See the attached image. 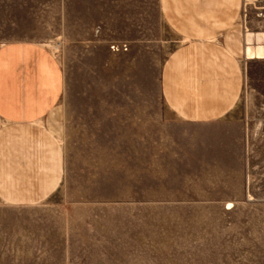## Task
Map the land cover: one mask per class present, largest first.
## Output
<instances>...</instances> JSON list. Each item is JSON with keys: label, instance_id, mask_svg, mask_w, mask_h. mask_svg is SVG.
I'll list each match as a JSON object with an SVG mask.
<instances>
[{"label": "rangeland", "instance_id": "1", "mask_svg": "<svg viewBox=\"0 0 264 264\" xmlns=\"http://www.w3.org/2000/svg\"><path fill=\"white\" fill-rule=\"evenodd\" d=\"M158 4L0 0V46L61 63L67 126L57 189L0 202V264H264V0L243 5L256 60L234 124L171 123L159 81L178 43Z\"/></svg>", "mask_w": 264, "mask_h": 264}, {"label": "crops", "instance_id": "2", "mask_svg": "<svg viewBox=\"0 0 264 264\" xmlns=\"http://www.w3.org/2000/svg\"><path fill=\"white\" fill-rule=\"evenodd\" d=\"M243 5L244 0H159L160 21L178 43L159 81L171 123H240L229 117L245 88L243 62L256 60L248 53ZM152 28L141 25L135 34L148 37ZM64 91L61 63L45 45L0 46V202L38 203L57 189L66 165L67 126L56 114Z\"/></svg>", "mask_w": 264, "mask_h": 264}, {"label": "built area", "instance_id": "3", "mask_svg": "<svg viewBox=\"0 0 264 264\" xmlns=\"http://www.w3.org/2000/svg\"><path fill=\"white\" fill-rule=\"evenodd\" d=\"M244 2H245V0H244Z\"/></svg>", "mask_w": 264, "mask_h": 264}]
</instances>
